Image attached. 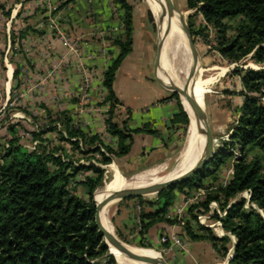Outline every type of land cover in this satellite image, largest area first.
Instances as JSON below:
<instances>
[{
	"label": "trees",
	"instance_id": "trees-1",
	"mask_svg": "<svg viewBox=\"0 0 264 264\" xmlns=\"http://www.w3.org/2000/svg\"><path fill=\"white\" fill-rule=\"evenodd\" d=\"M115 1L124 12V35L115 42L119 54L104 73L102 84L107 99L118 103L113 83L118 68L132 51L133 9L126 0ZM185 3L187 10L193 11L187 19L193 43L200 37L207 44L205 32L210 28L215 35L214 50L226 62L234 64L250 56L252 63L264 65V0H186ZM2 14L10 13L2 10ZM197 17L203 21V27L196 26ZM233 74L239 77L243 101L229 136V150L236 149L239 157L234 159L233 151L219 150L202 171L159 193L160 207L141 214V245L147 247L145 236L155 224L177 225L189 240L209 242L219 258L225 260L230 249L229 237H216L210 228L198 224L194 213H208L210 204L215 203L223 216L215 213L210 220L219 222L222 230L236 240L228 264H264V69L237 67ZM166 100L177 101L178 95L171 94L163 101ZM176 104L178 111L171 124L183 125L186 135L188 117L179 102ZM58 116L72 149L79 150L80 144L90 148L87 153L97 154L102 165L129 154L132 134H157L146 125L131 131L127 121L119 127L108 119V132L118 139L115 151L104 147L97 135L87 136L70 126V119L64 113ZM8 130L12 136L8 147L0 145V264H116L107 255L108 248L94 221L93 193L103 180L104 170L95 164L85 166L64 161L56 154L65 153L60 148L41 152L24 149L17 143L15 129ZM229 160H232L231 177L226 184L204 185L203 181L214 177ZM81 172H92L95 177L76 182ZM73 184L84 189L87 199L75 193ZM185 189L204 191L202 200L190 206L187 213L197 222L198 231L206 235L196 233L189 221L181 224L166 217L176 200L175 192L187 197L189 192ZM242 193H247L248 199L239 196Z\"/></svg>",
	"mask_w": 264,
	"mask_h": 264
},
{
	"label": "rangeland",
	"instance_id": "rangeland-1",
	"mask_svg": "<svg viewBox=\"0 0 264 264\" xmlns=\"http://www.w3.org/2000/svg\"><path fill=\"white\" fill-rule=\"evenodd\" d=\"M63 1L37 0L34 8L27 6L31 3L30 0L21 3L20 6H16L13 1L0 4L3 11L10 13L8 16L1 13L0 18V145L8 147V141L12 138L8 128L13 127L18 145L24 149L41 152L60 148L65 153L57 151L56 154L64 161L85 166L95 164L104 170V174L102 182L93 195L103 190L108 184L112 175L110 165L116 167L121 180L123 179L122 182L182 172L186 163L188 127L184 135V126L181 124L175 126L170 146L159 158L140 159L129 153L121 158H112L109 165H102L98 162L101 158L97 154L87 153L90 148L80 144L79 150L72 149L67 142L66 131L62 123L57 121L60 113H64L70 119V126H75L87 136L97 135L104 147H110L115 151H117L118 139L108 132L106 121L110 119L121 127L122 123L128 120L129 114L126 109L120 108V101L114 103L107 99L108 93L102 84L104 73L119 54V48L115 42L124 35L122 8L115 0H111L110 8L118 24L117 27L104 29L94 16L92 0ZM172 1L181 12L179 15L183 17L188 27L187 19L193 11L187 10L186 0ZM128 3L142 20L139 34L144 42L149 40L152 45L156 72L154 78L161 80L159 75H163L155 63L158 38L155 11L150 0H130ZM66 5L68 7H65ZM15 10L19 14L11 17V13ZM28 12L30 15L27 16ZM195 23L197 27L204 26L200 17H197ZM205 33L209 42L206 44L199 37L195 38L193 46L200 59L199 71L202 73L199 75L204 80L213 77L207 84V89L201 93L212 143L211 145L209 142L207 145L209 153L206 158L212 152L216 154L219 150H224L225 152L233 151L234 159H237L238 151L229 150V136L236 126L238 109L243 99L240 96L242 87L239 77L233 74V71L237 67L258 70L264 68V65L252 63L250 56L238 63L229 64L214 50V32L208 28ZM229 34L231 35L232 32ZM191 39L193 42L192 36ZM55 42L58 45L54 44ZM166 58L170 61L168 55ZM177 72L181 88H184L181 69ZM174 81H176L175 78ZM176 102L181 105L179 96ZM62 121L64 122L65 119L62 118ZM53 128L56 130L48 132ZM96 146L101 147L98 144ZM104 147L101 151H104ZM192 156V162H194V150ZM231 168L232 160H229L221 166L214 177L205 179L204 185L224 186L231 177ZM84 177H95V175L92 172H81L75 181H82ZM72 187L79 197L87 199L81 186L73 184ZM185 192H189L187 197L175 192L176 200L169 208L166 217L181 223L189 221L196 233L201 235L206 234L198 231L197 222L210 227L216 237L228 236L231 241L228 245L229 254L235 238L221 231L220 223L209 218L215 213L222 217L223 213L218 210L215 203H212L208 213L197 214L195 211L197 222L192 221L187 210L202 200L204 191L185 189ZM239 196L248 199L247 193ZM140 198L133 197L113 202L107 215L109 229L123 243L134 248L159 251L165 259L162 248L168 244V241L162 243V240L168 237L160 234L156 239L158 245L145 243L147 246L145 247L141 245L139 236L142 212L158 209L161 200L158 194ZM173 206L174 211H172ZM115 262L131 264L124 258ZM224 263L225 260H222L218 264ZM140 264L157 263L144 258Z\"/></svg>",
	"mask_w": 264,
	"mask_h": 264
},
{
	"label": "crops",
	"instance_id": "crops-1",
	"mask_svg": "<svg viewBox=\"0 0 264 264\" xmlns=\"http://www.w3.org/2000/svg\"><path fill=\"white\" fill-rule=\"evenodd\" d=\"M6 1H13L16 6H20L21 3L27 0H0V4L6 3ZM79 1L77 0L76 2ZM126 1L129 2L130 0ZM30 2L27 5L29 8H34L37 4V0H30ZM63 2H66V0ZM110 3L111 0H92L91 2L94 16H96L104 29L117 27L118 24L112 14ZM65 7L68 6L66 5ZM1 13L2 10L0 11V18ZM18 14V11L15 10L11 13V17H14V15L17 16ZM28 15H30L29 12L27 13ZM140 25H142V20L133 11L132 51L126 56L118 68L113 89L121 103L120 108L128 111L127 126L129 130L141 129L146 125L149 129L157 132L155 135L145 133L132 134L133 142L129 153L140 157V159H152L154 157H161L168 150L170 140L175 132V126L171 124V119L177 113L178 108L175 100L163 101L171 93H169L160 81L154 78L156 72L152 45L149 40L144 42L143 37L140 36L139 33L142 27ZM54 44L58 45L57 42ZM166 53V56L168 55L170 59L169 61L166 58L165 61L166 72L169 74L171 81L181 87L180 77L177 72L180 67L177 60L172 57L168 49ZM159 76L167 84L165 78L161 75ZM174 78L176 81H174ZM180 101L182 104V96ZM174 206L173 210L171 209L172 211H174ZM167 218L169 217L167 216ZM220 230L223 231L221 226ZM160 234L168 237V246L162 248L165 261L168 264H218L222 261L209 242L189 240L184 235L182 228L177 225L155 224L145 236L146 243L149 245H158L156 239H158L157 237Z\"/></svg>",
	"mask_w": 264,
	"mask_h": 264
},
{
	"label": "bare ground",
	"instance_id": "bare-ground-1",
	"mask_svg": "<svg viewBox=\"0 0 264 264\" xmlns=\"http://www.w3.org/2000/svg\"><path fill=\"white\" fill-rule=\"evenodd\" d=\"M150 3H151L152 8L155 11L154 18L156 19V23H157L156 27H157L159 25V17H164L166 3L164 0H150ZM181 28L182 26H181V21H180V15L178 14L177 18L174 20V23L172 25L171 34L167 40L166 49L164 50L162 54L161 64H162L163 69L166 71L165 61H166V50L168 49L171 52L172 57L176 58L177 63L182 71V75L184 77V88L183 89L187 91L189 94H191V84L192 83L190 84L189 71L192 66L193 60H192L191 53L189 52L186 38ZM201 73L202 72L200 71V74ZM212 78L213 77H210L204 80V78L199 75V77L196 79V82H195L194 95L197 101L201 104V106H203L204 109H205V105H204L203 98L201 97V93L204 92L205 89H207L206 88L207 84ZM178 87L180 86L178 85ZM180 99H181V96H180ZM182 99H183L182 105L184 106L189 116L186 163L183 166L182 172H179L177 174H172V175L155 177V178L122 182L123 179L121 180L118 170L116 169L114 165H112L110 167L112 170V175L109 179L108 184L103 190L94 194L97 202L101 201V199L104 197V193L115 192V191H135V190H141L147 187L160 185L161 183H164L166 181L179 179L186 172L188 171L192 172L193 170L201 166L203 161L206 159V155L209 152L207 150V145H206L203 152L198 157H196V154L202 145V135H201L200 124L197 118V111H196L195 106L187 98L182 96ZM195 133L198 134L196 138H195ZM193 150L195 151V161L194 162H192ZM111 205L112 203L106 205L103 209V222L105 223V226L107 227L109 231L110 229H109V225L107 222V215H108V210ZM125 248L130 253H135L138 255L145 256L151 259L153 262L158 264V262L154 258H159V254L155 250L148 249V248H134L127 244H125ZM109 250H110L112 257L113 258L115 257L116 260H119L120 258H124L131 264H140L141 260L144 259V258L131 259L117 252L111 246H109Z\"/></svg>",
	"mask_w": 264,
	"mask_h": 264
},
{
	"label": "water",
	"instance_id": "water-1",
	"mask_svg": "<svg viewBox=\"0 0 264 264\" xmlns=\"http://www.w3.org/2000/svg\"><path fill=\"white\" fill-rule=\"evenodd\" d=\"M166 3V8H165V14L164 17H159V25L157 26V32H158V38H157V49H156V65L159 66V69L167 81V84H165L162 80L160 81L166 89L171 92V94H177L179 97L183 96L187 98L196 108L197 111V118L198 122L200 124L201 128V135H202V145L199 149V151L196 154V157H198L203 150L205 149L206 145L211 143L210 139V129L208 125V120H207V114L203 106L197 101L194 95V89H195V82L196 79L199 77L200 74V69H199V56L197 54V51L195 47L193 46V42L191 39V35L189 32L188 27L186 26L183 17H180L181 21V26H182V31L183 34L186 38L187 45L189 48V52L191 53L192 56V66L189 71V77H190V84H191V94H189L187 91H185L183 88L178 87L175 85L169 76V74L163 69L161 61H162V54L164 50L166 49V44L167 40L171 34V28L174 23V20L177 18L178 14H181V12L178 11V9L175 7L174 3L172 0H164ZM264 69V68H263ZM182 106V104H181ZM183 107V106H182ZM184 109V107H183ZM186 112V110L184 109ZM187 114V112H186ZM188 115V114H187ZM189 117V116H188ZM198 136L197 133H195V138ZM215 155V153H211L209 157H207L201 166L192 172H186L184 175H182L179 179L175 180H170L166 181L164 183H161L160 185L152 186V187H147L141 190H135V191H115V192H108L104 193V197L101 199V201L97 202L95 199V195H93V203L95 206V215H94V221L95 225L98 229V232L101 234L104 244L108 248V255L112 256L109 250V246H111L114 250L117 252L123 254L126 257H129L131 259H142V258H147L142 255H138L135 253H130L127 251L125 248V243H123L119 238L116 236L115 233L110 232L107 227L105 226V223L103 222V209L106 205L125 200L128 198H133V197H149L152 195H157L161 193L162 191L182 184L183 182L189 180L195 173L203 170L206 167V164L209 162V160ZM236 245V240L234 244L232 245V250L228 254L227 258L225 259L224 264H228L231 258L233 257V252H234V247ZM156 251V250H155ZM159 254V258H154L158 264H168L165 259L161 256V253L159 251H156Z\"/></svg>",
	"mask_w": 264,
	"mask_h": 264
},
{
	"label": "built area",
	"instance_id": "built-area-1",
	"mask_svg": "<svg viewBox=\"0 0 264 264\" xmlns=\"http://www.w3.org/2000/svg\"><path fill=\"white\" fill-rule=\"evenodd\" d=\"M166 242H167V239H163V240H162V243H166Z\"/></svg>",
	"mask_w": 264,
	"mask_h": 264
}]
</instances>
